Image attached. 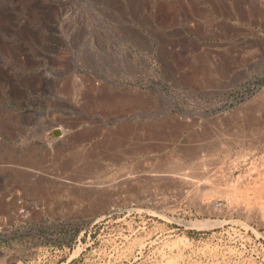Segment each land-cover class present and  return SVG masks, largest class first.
Returning a JSON list of instances; mask_svg holds the SVG:
<instances>
[{"label": "rangeland", "instance_id": "obj_1", "mask_svg": "<svg viewBox=\"0 0 264 264\" xmlns=\"http://www.w3.org/2000/svg\"><path fill=\"white\" fill-rule=\"evenodd\" d=\"M196 1L0 0V264H264V0Z\"/></svg>", "mask_w": 264, "mask_h": 264}, {"label": "bare ground", "instance_id": "obj_2", "mask_svg": "<svg viewBox=\"0 0 264 264\" xmlns=\"http://www.w3.org/2000/svg\"><path fill=\"white\" fill-rule=\"evenodd\" d=\"M190 1H192V0H190ZM221 1H222V0H221ZM178 2H179V1H178ZM194 2H197V1L194 0ZM222 3H223V2H222ZM197 4H198V3H197ZM220 5H221V4H220ZM196 6H197V5H196ZM198 6H199V5H198ZM198 6H197V7H198ZM193 8H194V7H193ZM205 8H206V7H205ZM198 9H199V8H198ZM198 9H197V12L199 11ZM193 11H194V10H193ZM200 11H201V10H200ZM200 11H199V12H200ZM200 13H205L204 15H206V16H208V17L211 16V15H210V14H211V11H210V10H209V11H208V10H207V11H201ZM197 14H198V13H197ZM209 22H210V21H209ZM26 23H27V22H26ZM26 23H25V24H26ZM27 25H28V23H27ZM205 25H206V24H205ZM205 25H204V26H205ZM206 28H207V27H206ZM39 120H40V119H39ZM35 121L38 122V120H35ZM40 121H41V120H40ZM59 132H60V131H57L56 133H59ZM60 133H61V132H60ZM63 133H64V130H63ZM60 136H61V135H60ZM53 139H54V138H53Z\"/></svg>", "mask_w": 264, "mask_h": 264}, {"label": "crops", "instance_id": "obj_3", "mask_svg": "<svg viewBox=\"0 0 264 264\" xmlns=\"http://www.w3.org/2000/svg\"><path fill=\"white\" fill-rule=\"evenodd\" d=\"M260 136H261V139H260V141L262 142V141H264V132L263 133H261L260 134Z\"/></svg>", "mask_w": 264, "mask_h": 264}]
</instances>
